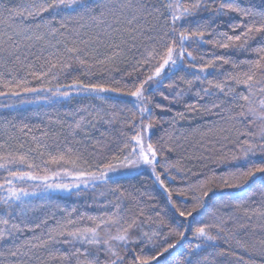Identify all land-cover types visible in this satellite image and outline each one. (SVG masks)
<instances>
[{
  "label": "snow or ice",
  "instance_id": "1",
  "mask_svg": "<svg viewBox=\"0 0 264 264\" xmlns=\"http://www.w3.org/2000/svg\"><path fill=\"white\" fill-rule=\"evenodd\" d=\"M203 45L248 56L198 51ZM101 47L106 49L102 58L96 55ZM125 60L129 66L121 76H112ZM224 65L230 68L220 71ZM98 72L108 78L92 79ZM163 88H179L170 103L194 93L197 103H185L187 111L224 121L200 135L213 137L205 151H215L214 163L233 167L201 177L183 159L169 156L178 147L169 143L171 134L153 141L157 123L175 127L187 115L177 111L167 121L154 117V109L171 111L153 100L157 93L170 100ZM0 97H19L20 103L79 97L109 105V110L85 104L66 112L72 117L68 133L54 134L51 144L46 132L32 136L35 148L23 141L15 147L0 143V172L6 173L0 180V192L6 193L0 195V264H27L37 249L47 257L44 264H226L222 258L229 256L231 264H257L252 258L257 255L264 264V238L242 235L250 226L264 232V0L247 5L240 0H22L5 6L0 11ZM118 105L124 107L117 110ZM14 106L15 101L0 104ZM101 122L121 124L118 151H108L99 139L87 154L70 146L92 139L90 129ZM31 131L28 125L20 128L25 135ZM53 146L56 150L48 151ZM144 171L165 194L163 206L151 193L114 188L119 195L108 204L115 210L106 204L100 215L73 216V208L60 219L52 212L29 223L28 212L37 207L29 197L47 199L49 193L74 189L79 195L82 188L119 185L122 177ZM217 189L244 191L236 199ZM142 196L152 202L145 204ZM123 200L134 201L135 211L122 208ZM241 215L255 224L241 223ZM25 231L32 237L18 243ZM219 242L229 247L222 249Z\"/></svg>",
  "mask_w": 264,
  "mask_h": 264
},
{
  "label": "trees",
  "instance_id": "2",
  "mask_svg": "<svg viewBox=\"0 0 264 264\" xmlns=\"http://www.w3.org/2000/svg\"><path fill=\"white\" fill-rule=\"evenodd\" d=\"M22 2V0H0V11L3 10L5 6H14L18 3ZM156 2V0H153ZM251 2V0H240V3L243 5H247ZM257 4L260 3V0H255ZM206 15V14H205ZM233 20H238L239 18L233 14L231 17ZM224 21H227L229 18L224 17L221 18ZM220 27L224 29L225 24H221ZM254 44L256 42H253ZM207 50L209 53L215 51L217 54H227L231 56L233 59H243L248 56L247 53L238 52L235 50H222V49H212L211 45H203L202 49L198 51ZM106 49L101 47L99 52L96 53L97 56L103 57ZM30 59H35V57H31ZM199 59L197 63H200ZM129 66V61L125 60L119 64L120 71H115L112 73V76L119 78L121 73ZM230 68L229 65H224L220 71H226ZM210 73L216 72L215 69H209ZM23 75V73H21ZM178 75H183V73H178ZM106 74L97 73L96 76L92 77V79H107ZM211 78V77H210ZM168 81H166L167 83ZM206 86V85H204ZM181 87H187L186 85H181ZM196 87H200V85H196ZM165 94L170 97V100H164L159 93L155 94L153 97L154 102H158L164 106H170L171 111H160L159 109L153 110L154 117L159 118L160 120L167 121L170 119L177 111L186 112V118L181 120L175 127H172L169 123H157L152 129V139L153 141L161 140L163 137L165 140L168 135L171 134L173 139L169 141V143H174L178 145L177 150L173 153H170L169 156L172 159L181 158L183 159L184 164L192 168L193 171H196L201 174L207 173L209 175L212 174V170L214 169L217 173L223 172L225 169L233 167L232 164L223 163L217 165L213 162L212 157L215 156V151H205V147H212L213 137H202L200 135L201 132L207 131L214 124L219 122L220 124H224V121L220 120L218 116L208 115L202 112H189L185 108V103H197V97L192 92H188L184 95L183 99L179 102H171V98L175 91H179L177 89H162ZM114 95V94H113ZM31 99V97H30ZM121 99H131L127 97H123ZM15 101V106L12 108L0 107V143L7 142L9 145L15 147L18 141L25 142V147L35 148L37 141L32 140V136L40 137L45 132L48 133V142L51 144V137L56 134L63 132L64 135H67L68 129L67 124L72 121V117L65 116L66 112L73 110L76 107L88 104L93 108L102 107L105 110H109L108 104H102L101 101L90 99V100H81L79 97L74 98L71 102L68 101H58L53 98L52 102H45L43 100H39L33 103H20L19 97H13L11 100L0 97V104H8L13 103ZM204 101H199V104H203ZM124 107V105H118L117 110L119 108ZM131 107V105H128ZM56 121H61V123H57ZM23 125H28L29 128L32 129L27 135L20 132V128ZM227 126V125H225ZM124 131H131L128 128H124ZM27 132V129L25 130ZM92 139H85L83 143H71V147L74 149H79L81 152L87 154L88 152L93 151L92 144L96 139L106 141L108 145V151H118L117 141L118 139H122L120 136L121 124L119 122L109 126L106 124L98 123L94 129H90ZM105 133L104 136H101V133ZM83 136L82 133L76 136V140H80ZM233 139H235V132L231 133ZM9 137H13V139H9ZM178 138V139H177ZM68 139L71 141L72 138L69 136ZM39 143H43V141H39ZM61 149L65 147L63 142V136L60 138V143L58 145ZM218 147V145H217ZM229 147L231 145L229 144ZM56 146H53L48 149V151H55ZM33 155H35L33 153ZM200 157V158H198ZM208 157V158H203ZM39 163V159L37 160ZM54 167V166H51ZM6 173L0 172V180H2L3 176ZM197 177H193L196 179ZM70 179V178H65ZM176 183V182H173ZM119 188L121 191H142L151 193L155 198V202L159 205L163 206L165 202V194L163 191L153 182V179L150 176V172L144 171L142 174H138L137 172H133L126 177H122L119 185L109 183L108 185H99L97 187L89 186L87 189H81L80 194L76 195L75 192L77 190H73L72 193H64V192H53L47 194V199L44 196L41 197H29L33 201L37 207L28 212V220L29 223H38L40 220L44 219L46 216L50 215L52 212L56 213V218L60 219L67 215L71 209L75 208L76 212L73 213V216H76L80 213H86L88 215H100L106 209L102 207V205H108V208L111 210H115L111 208V205L108 204L109 201H114L116 197L119 195V192H113L111 189ZM243 189H217L218 193H231L234 198L239 199L243 194ZM139 194V193H138ZM0 195H6V193L0 192ZM227 199V196H225ZM141 200L147 203H151L152 201H148L147 196H142ZM253 200H258V197H253ZM231 203V202H230ZM43 204L41 207L40 205ZM59 206V207H57ZM122 208L132 209L135 211L136 204L134 201L123 200ZM2 207V206H0ZM63 208L65 211H60ZM55 221L49 220V224H53ZM241 223H250L251 225L255 224V221L248 222L241 215ZM82 223L88 224L89 221L85 220ZM41 229H37L36 233L39 234ZM246 234V235H245ZM19 235V240L22 242L23 240L29 239L32 237L33 233L29 231H25ZM242 235H245V238L248 240H258L260 238H264V232H262L258 227L253 230V227L250 226L242 231ZM220 247L222 249H227L229 246L224 244L223 242H219ZM59 247H65L60 245ZM244 256L245 259H248L247 253H240ZM257 261V264H260L261 258L257 255L252 257ZM27 259V258H25ZM225 260L226 264H231L232 257L222 258ZM47 261V257L44 254L43 250L37 249L35 250V255L33 259L27 261V264H44Z\"/></svg>",
  "mask_w": 264,
  "mask_h": 264
},
{
  "label": "rangeland",
  "instance_id": "3",
  "mask_svg": "<svg viewBox=\"0 0 264 264\" xmlns=\"http://www.w3.org/2000/svg\"><path fill=\"white\" fill-rule=\"evenodd\" d=\"M121 171H127L126 169H122Z\"/></svg>",
  "mask_w": 264,
  "mask_h": 264
}]
</instances>
